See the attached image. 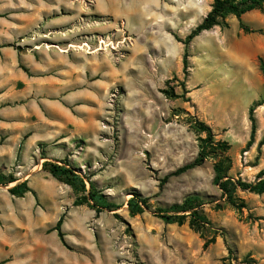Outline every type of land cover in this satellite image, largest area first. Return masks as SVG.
I'll return each mask as SVG.
<instances>
[{
    "label": "rangeland",
    "instance_id": "1",
    "mask_svg": "<svg viewBox=\"0 0 264 264\" xmlns=\"http://www.w3.org/2000/svg\"><path fill=\"white\" fill-rule=\"evenodd\" d=\"M4 4L17 22L32 24L13 37L18 64L11 85L0 88V170L27 180L33 192L18 197L8 190L14 182L0 187V264H247V258L264 264V193L238 190L245 207L215 208L224 198L214 183V150L203 165L173 175L206 137L193 127L199 118L211 126L214 142L231 144L230 176L264 177V102L255 106L248 145L250 107L264 100V8L241 19L227 14L186 46L214 0ZM53 22L63 24L47 25ZM241 24L263 33H247ZM67 56L78 68L73 86L62 85L54 68ZM64 158L116 209L75 205L73 188L43 169L45 161ZM134 193L147 207L131 215ZM190 194L204 199L217 230L208 247L188 222L157 216L158 208ZM62 216L64 253L46 254Z\"/></svg>",
    "mask_w": 264,
    "mask_h": 264
},
{
    "label": "trees",
    "instance_id": "2",
    "mask_svg": "<svg viewBox=\"0 0 264 264\" xmlns=\"http://www.w3.org/2000/svg\"><path fill=\"white\" fill-rule=\"evenodd\" d=\"M264 0H214L212 10L207 14L201 23H199L186 37V46L203 31L213 28L215 25L220 24V18L225 17L227 14H233L238 19H241L242 15L254 10L263 9ZM245 32L263 33L262 29H253L246 24H241ZM188 51H185L183 57V70L185 73L188 71ZM260 67L264 74V60L260 58ZM185 88V85H183ZM171 97H176V94H169ZM263 101L255 102L250 107V119L252 121L251 138L248 142L250 146L255 137L256 123L254 117L255 106L263 103ZM193 127L200 132H206V137L201 138L200 149L197 156L193 161L179 167L173 172V175H181L193 168L201 166L206 161L211 150L217 152L219 158L214 163V183L219 187L222 192L223 202H216L215 208H223L224 205H231L238 209L245 207L244 198L238 195V190L248 191L256 194L264 193V177H258L253 182L245 181L241 178H233L229 175L231 168V159L227 155V151L230 149L231 144L225 140H219L214 142V134L211 126L204 120L194 118ZM43 169L49 172L56 179L70 185L77 193V198L74 202L75 205L90 204L97 212H101L104 209L113 211L116 209V205L109 203L106 196L97 189L96 184L89 180V186H87L85 177L79 173L72 163L66 158L58 160L56 162L45 161L43 163ZM264 174V172H263ZM166 179H168L166 177ZM14 182V185L10 186ZM10 186L9 192L18 197H23L26 193L32 191L27 180L19 181L13 176H8L0 170V187ZM33 192V191H32ZM206 202L198 194L187 195L182 202L174 203L166 208H158L157 216L161 217L167 223H178L180 225L188 222L189 226L195 231L199 232L205 239V247H208L215 241V234L217 230L213 227L209 217L207 216L204 206ZM147 207V199L141 197L139 194L134 193L128 200V208L131 215H136L144 211ZM63 216L57 221L53 230H57L60 240L65 243L64 232L62 231ZM247 264H253V258L246 259Z\"/></svg>",
    "mask_w": 264,
    "mask_h": 264
},
{
    "label": "crops",
    "instance_id": "3",
    "mask_svg": "<svg viewBox=\"0 0 264 264\" xmlns=\"http://www.w3.org/2000/svg\"><path fill=\"white\" fill-rule=\"evenodd\" d=\"M11 12L12 7L10 4H4L3 7H0V88H5L6 86L11 85L13 81L12 70L18 64V57L11 48L13 37H15L16 32L21 33L32 24V21L26 20L28 18H18L19 21L17 22V17L12 16ZM42 13L44 14L43 16H45L47 14V10H43ZM61 23L62 22H53L47 23V25L58 28L63 24ZM54 37L57 38L58 36ZM62 56L65 57L64 54H62ZM54 68H57V70L61 72H58V76L63 78L61 79V81H63L62 85H75V71L78 68L75 62L71 61L68 56L67 60H63L61 63L55 64ZM57 80L60 81L59 77H57ZM50 238L51 244L48 246L46 254H63L64 252L61 248L58 233H54Z\"/></svg>",
    "mask_w": 264,
    "mask_h": 264
},
{
    "label": "bare ground",
    "instance_id": "4",
    "mask_svg": "<svg viewBox=\"0 0 264 264\" xmlns=\"http://www.w3.org/2000/svg\"><path fill=\"white\" fill-rule=\"evenodd\" d=\"M101 43H104V41H103V40H101ZM85 45H88V44H84V46H85ZM100 48H101V49H104V46H103V45H101V47H99L98 49H100Z\"/></svg>",
    "mask_w": 264,
    "mask_h": 264
}]
</instances>
